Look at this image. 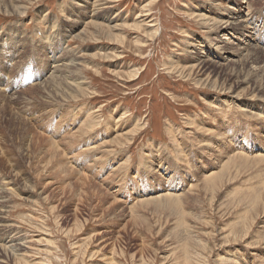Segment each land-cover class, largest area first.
Here are the masks:
<instances>
[{"label":"rangeland","instance_id":"374dc122","mask_svg":"<svg viewBox=\"0 0 264 264\" xmlns=\"http://www.w3.org/2000/svg\"><path fill=\"white\" fill-rule=\"evenodd\" d=\"M242 1L0 0V264H187L205 241L264 264V0ZM229 13L248 32L210 31ZM213 161L212 196L186 202ZM160 167L187 182L175 205L145 203Z\"/></svg>","mask_w":264,"mask_h":264},{"label":"bare ground","instance_id":"6f19581e","mask_svg":"<svg viewBox=\"0 0 264 264\" xmlns=\"http://www.w3.org/2000/svg\"><path fill=\"white\" fill-rule=\"evenodd\" d=\"M218 1V0H217ZM243 3H246L247 1L246 0H244V1H242ZM247 3H249V2H247ZM246 3V4H247ZM214 4H219V3H214ZM220 5V4H219ZM245 6V5H244ZM228 8L229 9H231L232 11H236V10H238V8L236 7V8H234V7H231V6H228ZM250 8V7H249ZM248 12V11H247ZM252 12V11H251ZM141 14V13H140ZM235 14H237V13H235ZM235 14H232V13H229V14H225L226 15V18L225 19H223V21H220V22H215V21H212V23H211V27H210V31L211 32H217V30L222 26V25H224V26H222L221 28H220V30L221 29H224V28H226V27H230V28H234V29H241V30H243V29H245V31H247L246 30V28H247V25H246V18H244L243 16H241V17H236L235 16ZM247 15V14H246ZM252 15V14H251ZM240 16V15H239ZM247 18H249V17H247ZM211 19V18H210ZM210 19H209V22H210ZM252 20V19H251ZM143 21V20H142ZM152 24V23H151ZM242 26V27H241ZM150 27V26H149ZM248 32V31H247ZM149 35H151V33L149 34ZM217 35V34H216ZM211 40L213 41V43L215 44V48H216V50L217 51H219L220 53H224V54H226L227 53V51H231V49H230V47H231V41L229 40V38L225 35V36H222V37H217V36H212L211 37ZM212 41L210 42V43H212ZM217 41V42H216ZM243 44L245 45L242 49H244V50H247V52L244 54V55H248V49L249 48H251L252 47V45H249V43L248 42H246V41H244L243 42ZM192 45V44H191ZM238 45H240V44H238ZM195 46V45H194ZM189 52H191V54H193L192 55V58L197 62V64H202L203 62H205L208 58L207 57H205V56H203L202 54H197V51H192V50H190ZM198 53H201V52H198ZM229 53V52H228ZM223 58H224V60H226V59H228V57H226V56H223ZM63 64H64V66H67V67H69V66H71V65H73V63L71 62V63H67L66 64V62L64 63L63 62ZM58 66V64H56V65H54L53 67H57ZM66 75H67V73H66ZM65 74H64V76L66 77V78H68V76H66ZM199 76L201 75V74H198ZM70 77V76H69ZM68 83V85L69 86H72V84H76L75 86H76V88L80 85V83L79 82H73V81H67ZM72 82V83H71ZM215 84V83H214ZM237 84V83H236ZM235 84V85H236ZM231 86V85H230ZM240 97L239 95H236V96H232L233 98H235V99H239L238 97ZM90 113H92V112H90ZM89 113V114H90ZM92 114H95V113H92ZM98 114H96L95 116H97ZM257 115H259L260 117L263 115V114H261V113H257ZM100 115H98L97 117H99ZM92 117V116H91ZM94 117V116H93ZM94 118H96V117H94ZM94 118H92V119H94ZM120 119V118H119ZM86 120H89V119H87L86 118ZM94 120H96V119H94ZM125 120V119H124ZM91 121L89 120V123H90ZM91 124V123H90ZM90 124H89V126H90ZM89 128V127H88ZM262 128V126H260V127H258V130H259V132H261L260 131V129ZM219 137H222V135H220ZM126 139V138H125ZM124 139V140H125ZM128 141V140H127ZM124 142V141H123ZM260 144H264V141L263 140H260L259 139V137H257V139H256V143H255V147H257V149H256V151L255 152H253V154H252V158L253 159H255V160H261V161H263L264 160V146H262V145H260ZM211 144L209 143V141H207L206 140V143L204 144V147H208V146H210ZM225 146V148H227V145H224ZM209 149L210 148H208V150H205V149H203V153L204 154H206L207 156L210 154V156L212 157V156H215V154L214 153H209ZM87 150V149H86ZM92 150L93 149H90V150H88L89 152H92ZM84 152V151H83ZM110 152V151H109ZM234 152V153H233ZM231 153H233L232 155H230L229 156V154H231ZM238 153H240V154H238ZM202 154V153H201ZM218 155H219V153H218ZM225 156H227L228 157V161H229V163H227V165H229V164H231V163H235L236 162V160H238V159H240L241 157H242V152L241 151H230V152H228L227 154H225ZM246 156V155H245ZM244 158V160H245V158L246 157H243ZM157 162H158V165L161 163L160 162V160H157ZM172 163H173V161H172ZM237 165H239V164H237ZM160 166V165H159ZM161 169H162V171H160V174H163V175H169V176H167V177H165V180H164V182H165V184H166V187L165 188H163L162 189V191L161 192H159V194H157V196L156 197H151L150 199L149 198H146V197H144L145 199H149V200H145V203H148V202H151V201H153L154 199H157L156 201H162V199L164 200V199H168V198H170L171 199V202H173L174 203V201H172V198L171 197H174V196H172V195H175L174 193H176V194H182V192H183V190L185 189L184 187L186 186V184H187V182L185 183V182H182L177 176L175 177V174H173V176L171 177V175L168 173V168H164V167H160ZM118 170V169H117ZM199 178L197 177V179H199L198 181L200 182V187H195V186H192V187H190L191 185H192V183H191V185L189 186V188L188 189H190V194L192 195H190L189 193H187V196L188 197H186L187 198V200H186V202H189L190 203V201H195V200H197V199H199V196L201 195V194H203L204 193V195H206V194H211L210 195V197L212 196V192L216 189V187L219 185V183L221 182V180L223 179V176H224V174L226 173V168H225V164L224 163H222V165L221 164H219V163H217V162H211L210 163V167L207 169V171L205 172V173H203L202 174V172H201V169H200V167H199ZM179 175V174H178ZM192 177H193V175H192ZM175 179V181H177L178 182V184H177V187L176 186H174L173 184L171 185V183H169V180L170 179ZM195 178V177H194ZM191 180V179H190ZM195 180V179H194ZM218 181H219V183H218ZM195 182V181H194ZM193 182V183H194ZM190 184V183H189ZM188 184V185H189ZM188 187V186H187ZM195 187V188H194ZM169 190H173V192L174 193H171V194H169L170 192H169ZM179 191H182V192H179ZM179 192V193H178ZM186 192H188V191H186ZM186 192H184V194L186 193ZM164 194V195H163ZM166 194H168V195H166ZM190 196H189V195ZM151 195V194H150ZM163 195V196H162ZM3 196V195H2ZM2 196L0 195V198H2ZM142 196H145V193H143V194H140V195H138V196H136V197H134L133 198V200L134 199H138V200H140L141 201V199L143 200V198H142ZM162 196V197H161ZM184 196V195H183ZM202 196V195H201ZM261 195H259L258 197H260ZM177 197V196H176ZM182 197V196H181ZM180 197V199H178V198H176V200L178 199L179 201V203H181L180 202V200L183 198H181ZM185 197V196H184ZM170 199H169V202H170ZM257 199V198H256ZM258 200V199H257ZM182 201H183V199H182ZM0 202L2 203V199H0ZM144 202V201H143ZM166 202V201H165ZM176 202V201H175ZM185 202V201H184ZM197 202V201H196ZM254 203H256V202H254ZM136 204V203H135ZM193 204V203H192ZM174 205H175V203H174ZM186 205V204H185ZM188 206V205H187ZM196 206V205H195ZM189 208V207H188ZM2 211H0V213H1ZM2 214V213H1ZM183 221V220H182ZM189 224V223H188ZM188 224H186V226L188 225ZM1 225V224H0ZM193 225V224H192ZM195 226V225H194ZM197 226V228H198V225H196ZM188 227V226H187ZM189 228V227H188ZM193 228V227H192ZM196 228V229H197ZM184 230V229H183ZM186 230V229H185ZM191 229L189 228V230H187V231H190ZM186 231V232H187ZM193 231V230H192ZM191 231V232H192ZM198 231H199V229H198ZM197 231V232H198ZM218 231V230H217ZM194 232H195V230H194ZM194 232L192 233V234H194ZM200 232V231H199ZM202 232V231H201ZM186 234H188V233H186ZM189 234H190V232H189ZM199 233H197V235H191V237L193 238H195V236L197 237V236H201L202 237V233L201 234H199ZM210 234V233H209ZM13 236V235H12ZM186 236V235H185ZM190 236V235H189ZM188 236V237H189ZM15 237V236H14ZM190 237V238H191ZM206 237V236H205ZM205 237H203V240H204V238ZM11 238V237H10ZM20 238V237H19ZM186 238H187V236H186ZM200 238V237H199ZM199 238H197V239H199ZM211 238H213V237H211ZM5 239V238H4ZM196 239V238H195ZM195 239L193 240L194 242H195ZM206 239V238H205ZM190 240V239H189ZM192 240V239H191ZM190 240V241H191ZM203 240L200 238V241H201V243L203 242ZM219 240H221L222 241V239H220L219 238ZM192 241V242H193ZM197 241V240H196ZM205 241V240H204ZM197 242H199V241H197ZM10 244H8V246H5L6 247V249H7V251H13V252H15L14 254H16V256L14 257V258H18L19 259V254H18V251L20 250V248H21V246H23L24 244L23 243H21L20 242V239L17 241V242H9ZM196 243V242H195ZM200 243V242H199ZM199 243H197V244H199ZM200 243V244H201ZM220 243V242H219ZM211 243L210 242H208V241H205V242H203L202 243V246H199L198 245V247H199V249H196L195 247H194V249L190 252V254L188 255V254H186L187 256V260H185L186 262H187V264H203L204 263V260L203 259H206L207 260V258H208V256L212 253V254H214L215 252H216V248L215 247H218V245L216 244V243H214V244H211V246H209ZM2 245H3V243H2ZM220 246V245H219ZM189 249V248H188ZM188 251V250H187ZM17 252V253H16ZM185 253H186V251H185ZM13 255V254H12ZM185 255V254H184ZM231 255V254H230ZM230 255H226V254H224V253H222V254H217V253H215V258L214 259H212V263L213 264H245V263H243V262H241L240 260H239V258H237V257H232V256H230ZM211 258V257H210ZM184 262V261H183ZM248 263V262H247ZM208 264V263H207Z\"/></svg>","mask_w":264,"mask_h":264}]
</instances>
